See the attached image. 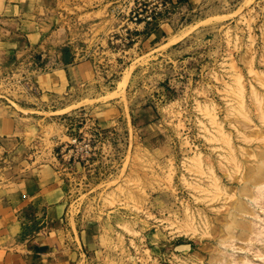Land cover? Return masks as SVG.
<instances>
[{
    "label": "rangeland",
    "instance_id": "1",
    "mask_svg": "<svg viewBox=\"0 0 264 264\" xmlns=\"http://www.w3.org/2000/svg\"><path fill=\"white\" fill-rule=\"evenodd\" d=\"M129 2L0 0V117L49 161L78 122L100 134L89 165L52 172L63 200L45 221L12 202L0 248L48 234L43 264H264V0H176L165 39L122 46ZM72 63L91 64L85 82L38 90Z\"/></svg>",
    "mask_w": 264,
    "mask_h": 264
},
{
    "label": "crops",
    "instance_id": "2",
    "mask_svg": "<svg viewBox=\"0 0 264 264\" xmlns=\"http://www.w3.org/2000/svg\"><path fill=\"white\" fill-rule=\"evenodd\" d=\"M173 2L176 3V0ZM166 21L165 19L161 21L148 34H143V29L138 27V32L134 38H141L142 42L150 45L159 43L165 39L167 34ZM90 66V63H72L69 67H63L42 75L37 79L36 86L41 93L48 95L67 94L72 88L87 80V74L84 71ZM63 121L71 122L70 119ZM20 132L14 119L0 117L2 161L7 162L11 168L8 176L9 185L4 189L11 201L9 205L0 209V232L4 230L11 217L16 218V214H12V202L17 204L19 211H25L19 220L32 219L41 212V217L45 221V211L58 207L63 200L62 187L58 185L52 172H55L59 177L64 172V169L58 167L54 154L66 141L67 136L65 135V140L54 145L50 153L51 161H49V157L43 155V149L38 140L27 141ZM31 237L36 239V236ZM52 244L54 242L47 234L43 242L38 241L34 246L26 248V251H11L0 248V264H43L46 262L44 257L49 253Z\"/></svg>",
    "mask_w": 264,
    "mask_h": 264
},
{
    "label": "built area",
    "instance_id": "3",
    "mask_svg": "<svg viewBox=\"0 0 264 264\" xmlns=\"http://www.w3.org/2000/svg\"><path fill=\"white\" fill-rule=\"evenodd\" d=\"M174 5L173 0H130L124 16L126 26L115 41L124 46L134 40L138 27L143 29V34L153 31L169 15ZM87 124V120H84V123L78 122L69 127L66 141L54 154L61 169L87 166L94 158L98 146L97 136L100 134L97 124L92 123L94 127L86 128Z\"/></svg>",
    "mask_w": 264,
    "mask_h": 264
},
{
    "label": "bare ground",
    "instance_id": "4",
    "mask_svg": "<svg viewBox=\"0 0 264 264\" xmlns=\"http://www.w3.org/2000/svg\"><path fill=\"white\" fill-rule=\"evenodd\" d=\"M249 181L247 180L246 181V184L248 183ZM253 182V184L252 185H257L258 184V181H256V180H253L252 181ZM231 211H229L228 212V214H229V217L231 218V220L232 221H236V223H239V221H238V219H236V217L237 216H239V215H241V213H245V214H252V212L251 211H249L248 209H245V205L244 204H242V203H239V204H237V206L235 205L234 206V208H233V211L230 213ZM234 221V222H235ZM188 227H190L191 228V230H192V232H194V233H196L197 231H198V227L197 226H192L191 224L190 225H188ZM240 228H241V233H239V235L237 236V235H235L236 237H239L240 239H247L248 237L247 236H245L242 232L243 231H245V232H247V231H249V233L250 232H252L253 230L252 229H249L248 230V225L246 226L245 224H242L241 226H240ZM235 236H231L230 238H228L229 240H227V241H219L220 243H224V242H228V241H230V239H232V238H234ZM252 239H254V238H252ZM221 262L223 263L224 262V264H236V263H232L229 259H228V257H226V256H223L222 257V260H221Z\"/></svg>",
    "mask_w": 264,
    "mask_h": 264
}]
</instances>
